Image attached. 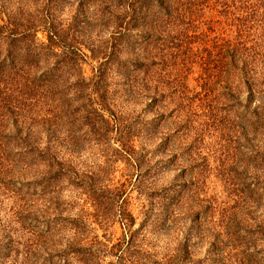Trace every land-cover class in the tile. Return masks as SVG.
<instances>
[{"label": "trees", "instance_id": "obj_1", "mask_svg": "<svg viewBox=\"0 0 264 264\" xmlns=\"http://www.w3.org/2000/svg\"><path fill=\"white\" fill-rule=\"evenodd\" d=\"M101 4L102 8L89 6L87 0H0V190L9 191L14 200V234L32 227L37 230V246H42L50 233L56 246L63 248L56 264H103L108 256L99 236H86L87 226L80 222L78 234L73 239L64 237L61 246V236L53 231L69 223L62 218L61 200L52 199L47 207L49 218L40 219L33 217L35 199L59 194L62 182L74 178L72 187L81 189L98 212L107 213L100 215L99 223L109 215L125 229L127 240L108 250L113 257L110 263L132 264L126 252L133 246L136 220L117 205L119 200L135 187L144 193L148 201L145 226L154 211L153 200L164 199L175 209L191 200L193 187L199 183L195 177L201 175L202 181V174L210 173L219 178L222 172L231 182L235 172L230 174L225 159L234 158L232 152L243 144L239 138L233 141L230 130L239 128L241 134L244 130L241 125L234 127L232 121L249 120L257 126L263 115L253 104L258 102L264 108V0H107ZM97 25L107 30L109 40H115L110 52L93 47ZM123 42L144 46L145 58L123 59L125 47L118 48ZM89 64L92 78L85 73ZM231 76L236 84L233 93L224 87L212 100L199 92L204 88L207 93L214 79L222 78L227 85ZM192 82L197 85L190 91ZM118 97L124 100L116 101ZM121 101L134 108L144 106L126 118L118 106ZM24 112L27 118H23ZM146 114L153 116L142 120ZM63 118L71 131L82 127L86 135H119L131 141L144 134L159 142L154 149L137 151L127 140L106 158L101 180L79 181L76 172L67 167L57 136ZM229 131L227 153L223 160L215 158L218 164L213 167L211 154H204L206 138ZM164 155L167 158L158 161L159 168L152 169L156 157ZM256 158L264 166V153ZM119 162L132 174L118 190L110 191L109 184L103 183ZM176 166L179 173L168 186L147 184L158 170L174 171ZM192 171H196L194 178ZM231 185L228 201L216 197L201 200L203 213L196 212L192 218L195 223L207 216L213 229L208 232L214 238L211 253L224 249L223 255H227L230 246L251 252L254 229L264 236V224H255L249 202L237 200L236 187ZM197 187L202 191L201 184ZM262 188L245 187L248 196L258 194L259 198L264 196ZM242 207L249 212L247 223L239 221ZM21 239L24 236L10 248L16 257L12 261L0 247L2 264H47L40 262L41 257L32 261L33 242ZM52 263L49 259L48 264Z\"/></svg>", "mask_w": 264, "mask_h": 264}, {"label": "rangeland", "instance_id": "obj_2", "mask_svg": "<svg viewBox=\"0 0 264 264\" xmlns=\"http://www.w3.org/2000/svg\"><path fill=\"white\" fill-rule=\"evenodd\" d=\"M33 1L30 0V3H33ZM87 1L89 6H99L100 8L103 7L101 3L105 4V2H107V0L93 3L90 0ZM107 33V30H104L100 25L95 27L94 32L92 33L98 35L96 36L97 39H95V37L93 40V47L95 50L110 52V48L115 44V40H109L110 36H108ZM125 43L126 42H123L121 43L122 45L118 46V48L125 47L126 53L123 59L132 58L137 60L138 58H145L147 51L144 46H141L140 44L138 46H132L129 45L128 42ZM85 44L90 46V41H86ZM105 47L107 48L106 50ZM114 66L113 68L115 70L116 66ZM85 73L88 78H92L93 74L90 64L86 66ZM222 82V78L214 79L210 82V89L208 87V91H206L207 93H204V88L200 89L199 92H201L203 97H205V94L210 95L212 100L219 97L224 87L229 88L233 93L236 84L232 76L227 85H224ZM196 85V82H192L189 86L190 91ZM117 100H124V98L122 99L118 97L116 98V101ZM118 106L120 107V111H123L127 118L130 115L132 116L133 113L141 112L143 108L140 107H143L144 104L138 108H134L131 104L121 101ZM254 107L260 108V112L263 114L260 116L257 126L251 125L249 120L241 121L239 119L237 122L232 121L234 127H239L240 125L244 127L242 134L246 136L247 140L244 139L245 137L241 132L238 133L239 128L236 129L237 132L235 130H230V128L228 129L234 134H231L233 141L239 138L243 144L238 150L232 152L234 158L225 159V164L230 166V174L235 172L231 182H228L227 176H224L222 172L218 174L219 178H216L213 174L210 175V173L207 175L202 174V181L200 178L201 175L195 177L196 181L199 180V183L196 185L199 186L201 184L202 191H199L198 187L194 186L195 193L193 197H190L191 200L183 201V203L180 204V207H177L176 209L175 206H168L164 199L157 198L153 200L152 210L154 209V211L145 226H142V224L146 220L144 211L147 208L148 201L144 193H141V191L135 187L134 190H129L127 196H124V198L119 200V204L117 205L123 207L126 211L131 212L136 220L134 229L137 230V232L134 234L133 246L127 249L126 252V259L129 262L132 264H264V236H260L256 229H254L255 232H253L255 234L250 237L251 252L247 250L244 252V249L237 250V248L230 246V250L226 251L227 255H223L224 249L218 253L210 252V244L214 241V238L211 236L210 232H208L209 230H212L213 232V229H211L207 223V216L203 215L201 219L195 223L194 220L192 221L196 212H199L200 214L203 213L204 207L201 200L205 201L208 198L213 199L216 197L220 198L219 200L221 202H225L229 193L233 191V186L231 184H234L237 190V200L239 198L247 200L251 207L250 210L253 212L252 219H256L257 221L255 224H264V196H262V198H259L258 194H250L248 196L249 193L248 191L246 193L245 189L246 184L257 185L259 188L264 187V166L261 162H258L256 158L257 155L264 153V108L258 102L253 104V108ZM48 109L50 110V115L53 116V107L50 105ZM27 116L28 113L24 112L23 118H27ZM152 116V114H146V117L140 118L143 120ZM65 120L66 118H63V120L61 119V127L58 129L57 136H59L61 140L60 147L65 151L67 167H70L76 172L79 181L85 180L91 182L95 180L97 182L101 180L102 171L105 169L106 158L110 155H114L115 148L121 147V144L129 139L126 137H120L119 135L111 136L114 140H112L111 137L98 138L86 135V129L82 127L71 131L66 125ZM25 127H27V125ZM9 131L13 132L12 128H10ZM230 131L215 134L214 139L212 135L207 136L204 154L207 155L209 152L213 157L211 158V166L215 167L216 164H218V161L215 158H218L219 160L224 159L225 156H223V154L227 153L226 141L230 137L228 136ZM158 142L159 138L153 139L144 134L134 136L130 141L132 148L137 151H141L142 148L154 149ZM168 155L169 154H167V156ZM167 156L156 157V164L152 169L159 168V164H157L158 161L165 160ZM220 165H222V161ZM173 169L174 171L171 169L172 171L167 172H161L158 170L156 175H152L153 180L151 177L147 184L154 182L156 188L168 186L174 176L179 173V166H176ZM114 170L115 172L108 176L107 180L103 183L104 185L109 184L111 187L110 191H113L114 189L118 190L117 187H121L127 180V175L132 174V171L129 170L123 162L117 163L116 169ZM196 171L190 173L192 178H194ZM189 178L190 175L187 179ZM256 178H258V180ZM73 181H75L74 178L71 181L64 180L62 182L63 191L57 195L48 194L43 196L39 201L35 199L36 209L33 217H40V219L49 218L50 213L48 212L47 207L52 203V199L54 202L57 198L60 199L61 211L63 213L62 218H67L69 223L67 226L62 225L61 230L60 227H56L53 230L57 235L61 236L58 243H60L61 246H64V237L67 239H73L74 234H78L77 226L79 222L83 223L87 226L86 236L89 234L92 238L95 235H98L100 241L105 245L102 249H104V252H107V255L105 256L108 257L104 258L105 261H103V264H112L110 262H112L113 257L108 255V250L114 245L123 243L125 239L127 240V238H125V229L119 221H114L112 218L109 219V215L101 218V223H99L100 217L107 213L104 211L105 213L101 214L98 210L92 207L91 202L87 200V196L84 192L79 188L72 187ZM1 191L2 190H0V247H2L1 250L4 254H9L10 257L8 260L12 261L16 258L14 252L12 254L10 248L13 244V246L16 247V241L24 236V239H21L22 241L30 239L33 242L32 254L34 255H32V261L41 257L42 261L40 262H45L47 264L49 259L53 260L52 264L59 262L60 254L58 253H62L63 248L56 246L57 240H55L50 233L49 239L46 238V243H42V246H37L36 239L34 238L37 235V230L32 227L28 226V231L26 233L14 234L15 226L12 222L14 200L9 191L6 193ZM260 194H264V188L260 190ZM226 201H228V199ZM197 203L200 205L198 208L196 207ZM188 208H192V212H188ZM239 213V221L247 223V220L245 219L249 212L245 211L242 207V211ZM252 224L254 223L251 222V225ZM252 226L256 228L255 225ZM242 228H244V226H242ZM7 246L8 248H6ZM214 260H216V262H214ZM0 264H2L1 256Z\"/></svg>", "mask_w": 264, "mask_h": 264}]
</instances>
